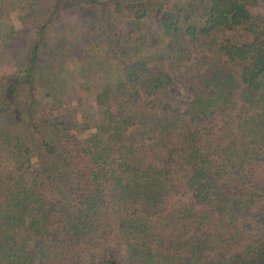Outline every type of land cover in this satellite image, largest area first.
Returning <instances> with one entry per match:
<instances>
[{"label":"trees","instance_id":"1","mask_svg":"<svg viewBox=\"0 0 264 264\" xmlns=\"http://www.w3.org/2000/svg\"><path fill=\"white\" fill-rule=\"evenodd\" d=\"M257 6L0 0V264H264Z\"/></svg>","mask_w":264,"mask_h":264},{"label":"rangeland","instance_id":"2","mask_svg":"<svg viewBox=\"0 0 264 264\" xmlns=\"http://www.w3.org/2000/svg\"><path fill=\"white\" fill-rule=\"evenodd\" d=\"M254 11H259L264 13V0H258V6L254 9ZM73 114H74L73 111L69 108L61 109L58 111V115L64 119V121L69 125L71 129L74 130L76 127L75 124L77 123V117L75 116V114L74 115Z\"/></svg>","mask_w":264,"mask_h":264}]
</instances>
